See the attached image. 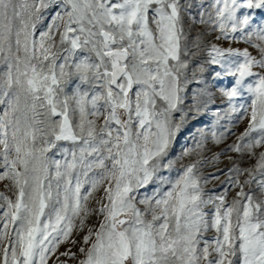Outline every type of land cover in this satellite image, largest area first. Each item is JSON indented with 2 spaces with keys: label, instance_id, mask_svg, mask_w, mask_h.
<instances>
[{
  "label": "snow or ice",
  "instance_id": "6c2138e0",
  "mask_svg": "<svg viewBox=\"0 0 264 264\" xmlns=\"http://www.w3.org/2000/svg\"><path fill=\"white\" fill-rule=\"evenodd\" d=\"M192 7L188 0H0V182H8L0 191V264H66L60 257L264 264V21L254 23L248 11H264V0ZM185 16L207 28L191 47ZM213 32L258 55L205 44ZM201 51L208 59L196 62ZM206 65L219 68L213 80H232L217 89L229 124L246 122L211 162L227 151L255 160L227 169L218 195L204 191V160L175 178L161 174L173 170L169 154L189 111L215 103ZM192 83L198 87L186 110ZM227 135H235L231 127L218 133L214 126L211 140ZM206 142L201 130L195 149L182 155H201ZM229 189H238L231 202ZM93 214L102 217L98 226L87 225ZM85 228L82 241L72 238ZM78 242L79 257L58 251Z\"/></svg>",
  "mask_w": 264,
  "mask_h": 264
},
{
  "label": "rangeland",
  "instance_id": "374dc122",
  "mask_svg": "<svg viewBox=\"0 0 264 264\" xmlns=\"http://www.w3.org/2000/svg\"><path fill=\"white\" fill-rule=\"evenodd\" d=\"M193 7L191 11L193 13L197 12L196 5L198 4L199 0H188ZM211 0H205V5L207 6L208 3H210ZM244 10L242 9L241 12ZM249 13L253 16V22L256 24L261 23L264 21V11L261 10H248ZM184 25L185 30L188 32V44L191 47L193 38L196 36L198 32H206L207 28L204 25L199 24H193L187 16H185L184 19ZM46 26V25H45ZM217 35L216 32H213L210 36H206L204 43L208 44L209 42L216 43L218 46L223 48H238L240 50H243L244 48H248V50L251 52L252 55L257 56L258 53L255 49L251 48L249 45L244 44L243 42H235V41H225L220 40L217 41L214 39V37ZM193 51L195 49H192ZM208 57L205 54V52L201 51L199 54V57L196 62L207 60ZM192 67H195V63L192 65ZM209 67V70L204 73V78L207 80V82L212 85V91L215 93L214 99L215 103L210 105L209 108L206 111H203L201 113H196L194 110L189 111V116L187 120L185 121L184 125L182 126L181 130L178 132L174 142L172 149L169 154V159H172L175 161L173 170L171 172L165 170L162 171V175H171L173 178L177 175V171L181 170L184 166H186L189 163L195 162L196 160H204L206 161L198 168V175L201 177H208V183L204 184V191L206 194H213L218 195L221 192H223L224 187H227L226 184H223L224 181L227 179V169L233 166V164H238L242 168L250 167L255 163L254 159H249L247 155H244L243 157L239 154L231 151L224 152L223 155L219 157V161L217 163H212V157L216 153L222 152L224 149L227 148L228 145L235 143L236 136H238L246 127V122H241L239 124L230 125L227 118L225 117L224 109L226 108V104H223L222 101L225 99L222 97L220 92L217 90L219 87H228L231 86L232 80L231 78L227 79H217L213 80L212 76L215 71H218L219 68L216 66H207ZM189 73H191V68L189 69ZM198 85L195 83H192L189 85V88L187 90V99L185 100V103L182 105L183 108L188 110L190 106L193 104L192 99V89L197 88ZM199 87H202L199 86ZM69 91H71V86L69 87ZM219 111L220 117L219 118L214 113ZM178 117L179 114H176ZM218 121V122H217ZM215 126V130L219 132L225 131L226 128L231 127L232 132L235 133V135H227L226 138L220 143L215 144L211 140V132L213 130V127ZM201 130H203L204 134L207 137V142L205 144V148L201 155H197L195 152H193L189 156H183L182 153L185 149H195L196 142L201 137ZM57 159H60L62 157L57 156ZM212 174H215L218 179H212ZM245 177L242 176L241 180H243ZM8 183L7 181L0 182V191H5L4 184ZM155 187V185H152L148 188L147 192L149 195H151L152 189ZM167 189V186H165V190ZM238 191V189H229L228 191V201L231 202L233 196L235 195V192ZM247 191V186H246ZM255 194L257 198H260L259 190L255 189ZM144 193V190L140 191V195ZM6 194L11 195V192H6ZM102 195V189L101 191L97 192L94 197L89 202L90 208H95L96 200L100 198ZM14 198V197H13ZM139 207L143 208L142 205H138ZM151 217L149 216L148 219ZM102 219V217H98L97 215L93 214L89 217L87 221L88 226H98L99 220ZM87 228H85L84 232H79L73 234V239H76L77 241H82V237L84 234H86ZM213 233L209 232L208 236H212ZM83 246L82 243H77L75 246H73L71 243H65L62 244L59 248V252H64L67 249H71L72 252L76 253L79 257L80 254L78 252L79 247ZM54 259V258H53ZM62 261H65L66 264H78V260H68L66 257H60ZM49 264H53V260H49Z\"/></svg>",
  "mask_w": 264,
  "mask_h": 264
}]
</instances>
